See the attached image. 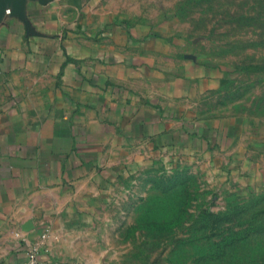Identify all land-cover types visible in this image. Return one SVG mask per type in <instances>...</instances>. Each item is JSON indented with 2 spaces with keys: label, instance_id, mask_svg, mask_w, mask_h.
<instances>
[{
  "label": "crops",
  "instance_id": "0c3cea01",
  "mask_svg": "<svg viewBox=\"0 0 264 264\" xmlns=\"http://www.w3.org/2000/svg\"><path fill=\"white\" fill-rule=\"evenodd\" d=\"M142 6L26 0L24 18L4 15L0 264H23L41 239V258L67 259L58 248L97 228L101 191L167 151L264 186V130L206 106L225 69L183 52Z\"/></svg>",
  "mask_w": 264,
  "mask_h": 264
},
{
  "label": "rangeland",
  "instance_id": "374dc122",
  "mask_svg": "<svg viewBox=\"0 0 264 264\" xmlns=\"http://www.w3.org/2000/svg\"><path fill=\"white\" fill-rule=\"evenodd\" d=\"M142 1V10L166 21L183 52L225 69L227 79L206 106L264 130V0ZM206 159L167 151L121 175L100 193L97 228L79 236L76 247L58 248L62 259L264 264V186L218 174Z\"/></svg>",
  "mask_w": 264,
  "mask_h": 264
},
{
  "label": "built area",
  "instance_id": "2783aa9c",
  "mask_svg": "<svg viewBox=\"0 0 264 264\" xmlns=\"http://www.w3.org/2000/svg\"><path fill=\"white\" fill-rule=\"evenodd\" d=\"M35 242L32 245H30L28 251H27V257L23 264H71L67 261H59V260H47L40 257V252L42 248V241Z\"/></svg>",
  "mask_w": 264,
  "mask_h": 264
},
{
  "label": "water",
  "instance_id": "95a60500",
  "mask_svg": "<svg viewBox=\"0 0 264 264\" xmlns=\"http://www.w3.org/2000/svg\"><path fill=\"white\" fill-rule=\"evenodd\" d=\"M25 2L26 0H0V23L8 11L20 18H24Z\"/></svg>",
  "mask_w": 264,
  "mask_h": 264
}]
</instances>
